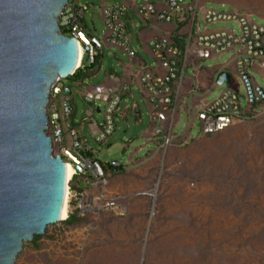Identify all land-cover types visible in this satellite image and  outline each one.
Returning a JSON list of instances; mask_svg holds the SVG:
<instances>
[{
  "label": "rangeland",
  "instance_id": "obj_1",
  "mask_svg": "<svg viewBox=\"0 0 264 264\" xmlns=\"http://www.w3.org/2000/svg\"><path fill=\"white\" fill-rule=\"evenodd\" d=\"M73 1L90 6L85 23L103 38L107 27L101 5L108 0ZM141 1L146 0L138 3ZM195 1L218 11L246 10L254 22L264 25V0ZM198 16L202 19L201 11ZM200 24L208 29L205 22ZM222 28L239 32V23L209 26L211 30ZM235 53L230 51L210 62L227 63ZM116 56L129 61L122 50L105 48L102 68L89 67L84 84L100 85L110 70L121 72ZM85 64L89 66L88 59ZM253 75L264 86V77L254 70ZM234 78L236 72L229 69L225 83L218 85L207 101L218 98ZM64 82L74 88L80 118L86 108L83 88L70 78ZM239 95L245 107L241 84ZM134 96L135 100L130 96L124 99L121 110L130 106L129 117L119 113L117 130L106 143L96 142L86 130L90 147L102 162L127 166L109 174L112 187L124 195L120 204L125 212L76 215L73 222L67 219L51 225L45 235L25 244L14 264H264V110L223 132L199 138L201 126L196 120L193 139H181L164 152L156 139L143 135L151 112L138 92ZM134 102L144 114L142 123ZM180 115L176 134L184 131L188 122L186 112ZM79 184L91 187L86 181Z\"/></svg>",
  "mask_w": 264,
  "mask_h": 264
},
{
  "label": "built area",
  "instance_id": "obj_2",
  "mask_svg": "<svg viewBox=\"0 0 264 264\" xmlns=\"http://www.w3.org/2000/svg\"><path fill=\"white\" fill-rule=\"evenodd\" d=\"M163 2L164 5L156 1H141L137 6L138 13L146 19L185 25V37L162 36L151 43L152 55L163 72L142 64L132 73L138 77L152 106L151 118L156 124L154 134L159 137L158 146L161 151L167 152L182 139L174 132L180 121V116L174 111V86L184 81L190 57L211 59L236 51L237 78L245 90L246 106H243L237 90H225L214 101L192 108L186 125L190 135L188 139L182 140L193 139L191 130L196 120L201 126L200 134L196 137L199 138L223 132L239 121L254 118L264 110V86L252 74L256 64L264 66V25L254 22L252 14L240 8L218 11L200 5L195 0L191 3L186 0ZM89 9V5L79 6L70 0L59 16L61 32L76 38L83 51L78 67L69 78L74 77L79 70L87 72L93 65L102 68L105 48H118L130 59L136 56L131 45L129 4L123 0L102 3L101 11L107 27L103 38L94 35L85 23ZM200 11L202 19L198 18ZM201 21L207 26L220 22H238L239 32L234 28L203 29L199 23ZM177 37L182 39L183 45ZM86 59L89 60V66L85 64ZM107 75L116 84L88 86L82 84L83 81H74L76 85L82 86L81 95L86 103L80 118L74 88L64 82L67 78H59L50 91L48 132L53 139L55 153L62 155L67 165L74 170L68 191L69 217L102 211L119 214L125 212L124 206L120 204L124 195L112 187L109 176L112 172L109 171L110 167L121 165L102 162L90 147L86 134L87 130L96 142L106 143L117 130V116L124 99L131 94L132 86L120 82L115 71L111 70ZM99 114H102L101 120L98 119ZM80 181L90 183L91 187H81Z\"/></svg>",
  "mask_w": 264,
  "mask_h": 264
},
{
  "label": "water",
  "instance_id": "obj_3",
  "mask_svg": "<svg viewBox=\"0 0 264 264\" xmlns=\"http://www.w3.org/2000/svg\"><path fill=\"white\" fill-rule=\"evenodd\" d=\"M70 0H0V264L61 222L69 167L49 135L50 91L79 61L61 32ZM222 71L217 84H224Z\"/></svg>",
  "mask_w": 264,
  "mask_h": 264
},
{
  "label": "crops",
  "instance_id": "obj_4",
  "mask_svg": "<svg viewBox=\"0 0 264 264\" xmlns=\"http://www.w3.org/2000/svg\"><path fill=\"white\" fill-rule=\"evenodd\" d=\"M123 1L127 2L130 6L129 22H130L131 35H132L131 45L133 47V50L136 52V56L135 58L130 59L124 53L129 59L128 62H124L116 56L122 67V71L121 72L115 71V72L120 82L128 83L132 86L131 94L128 96H130L133 100H135L134 92H138L142 98V101L148 105L149 112H151L152 106L148 101V96L142 90L138 77H136L132 72L137 70V67L142 64L147 65L148 67L152 68L155 71L163 72L161 65L159 64L157 59L152 55L151 43L153 42V40L162 36L180 35L182 37H185L187 27L185 25L180 26L179 23H175V22L166 23L154 19H146L145 17L141 16L138 13L137 10L138 1L136 2L132 0H123ZM154 1L158 2L161 5H164L163 0H154ZM198 4L204 5V3L201 2ZM207 28L209 29V26H207ZM181 44L182 45L184 44L183 41L181 42ZM219 57H214L211 59H196L194 57L189 58L188 66L186 69V77L184 81L180 84H175L174 86L175 87L174 111L176 114H178V116H180V119H181V115H180L181 111L186 112L189 119L191 117L190 111L192 110L193 107L199 106L204 102H208L207 99L211 95V92L214 89H216L218 86L217 77L220 72L225 71L227 73V78H228L229 69L233 70L237 74L236 53L233 56V58L229 60L227 63L213 64L210 62V60ZM95 70L96 71L99 70L97 66L95 67ZM253 70L254 72L260 73L264 77V66H262L260 63L256 64L253 67L252 74H253ZM254 78L256 79L255 76ZM79 82H81V80H79ZM82 84H84V81ZM102 84L112 85V84H116V82L110 79L106 74L105 81ZM229 89H234L239 92L240 83L238 78L237 79L234 78V81L231 83L230 87L225 90H229ZM134 104L136 105V117L138 118L139 123L140 122L142 123L144 114L140 106L136 102H134ZM130 108L131 107L128 106L125 111L121 110L122 117L125 118L129 117L128 111L130 110ZM155 126L156 124L151 118L150 124L144 127L143 129L144 131L143 135L154 138L156 139V142H159V137L155 136L154 134ZM178 135H180L182 139L183 138L188 139L190 134L188 129L186 128Z\"/></svg>",
  "mask_w": 264,
  "mask_h": 264
},
{
  "label": "bare ground",
  "instance_id": "obj_5",
  "mask_svg": "<svg viewBox=\"0 0 264 264\" xmlns=\"http://www.w3.org/2000/svg\"><path fill=\"white\" fill-rule=\"evenodd\" d=\"M82 55H83V51L79 47V61L82 58ZM68 167H69V171H68V175H67L66 195H65V201H64L62 212H61L60 220H67L69 218L68 191H69V182H70V180L72 179V177L74 175V170H73V168L71 166H68ZM29 241L30 240L24 241L23 249H24L25 244L27 242H29Z\"/></svg>",
  "mask_w": 264,
  "mask_h": 264
},
{
  "label": "trees",
  "instance_id": "obj_6",
  "mask_svg": "<svg viewBox=\"0 0 264 264\" xmlns=\"http://www.w3.org/2000/svg\"><path fill=\"white\" fill-rule=\"evenodd\" d=\"M177 40L179 41V42H182V39H180V38H178L177 37ZM94 66H96V65H93V66H91L92 67V69H94ZM89 69V68H88ZM90 70H88L87 72H83L82 70H79L77 73H76V75L74 76V77H71L70 79H72L73 81H76V80H84V78L86 77V75H88L90 72H89ZM124 170V166H118V167H114V166H112V167H110L109 168V171H112L113 173H119V172H121V171H123ZM76 219V215H71L69 218H68V221L69 222H73L74 220Z\"/></svg>",
  "mask_w": 264,
  "mask_h": 264
}]
</instances>
